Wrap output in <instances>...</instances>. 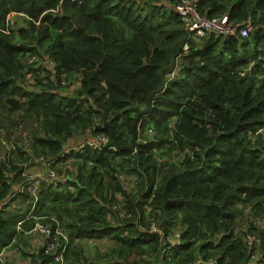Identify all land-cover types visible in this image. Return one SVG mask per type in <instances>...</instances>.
<instances>
[{
  "label": "trees",
  "instance_id": "16d2710c",
  "mask_svg": "<svg viewBox=\"0 0 264 264\" xmlns=\"http://www.w3.org/2000/svg\"><path fill=\"white\" fill-rule=\"evenodd\" d=\"M179 1L0 0V111L22 130L31 116L43 133L33 134L34 143L48 158L77 142L79 133L80 140L110 138L100 150L84 148L58 158L80 164L74 174L60 171L62 179L39 185L34 215L54 216L64 225L65 264H183L209 258L264 264V228L249 222L238 230L246 214L264 216V132L256 133L264 129V0H202V14L251 20L252 30L244 38L211 36L201 43L188 39L175 11ZM11 13L28 18L6 33ZM32 56L47 64L37 66ZM49 59L58 71L55 78ZM63 81L68 87L79 81L68 91L76 97L58 95ZM157 90L150 111L139 115ZM138 115L141 140L131 152L125 148ZM115 137L118 145L112 148ZM30 159L20 144L0 158V205L9 202L0 210V254L31 229L28 221L24 231H16L32 205L33 197L17 189ZM120 174L137 176V190L126 191ZM119 194L132 217L122 219L113 209ZM151 224L163 234L151 231ZM179 229L171 260L159 259ZM247 231L261 238L256 261L243 241ZM104 239L114 243L115 258L107 256L109 248L98 247ZM39 255L42 264L52 263V255L43 250ZM0 264H6L3 255Z\"/></svg>",
  "mask_w": 264,
  "mask_h": 264
},
{
  "label": "built area",
  "instance_id": "2783aa9c",
  "mask_svg": "<svg viewBox=\"0 0 264 264\" xmlns=\"http://www.w3.org/2000/svg\"><path fill=\"white\" fill-rule=\"evenodd\" d=\"M202 0H180L176 6L175 11L180 16L181 21L185 27V30L188 34V39L191 41H203L209 39L211 36H222L227 37L230 35H238L242 38L247 37L252 30L251 20L246 22H234L230 19L229 14L224 13L214 17H208L205 14H202L199 6ZM27 16L24 14L11 13L6 18V28L5 32L9 33L10 30L16 29V24L18 22L17 18ZM190 43H185L183 47V53L189 50ZM182 57L179 56L178 60ZM30 62L35 63L37 66L42 67L47 64V60H41L39 56H32ZM50 66L52 67L51 77L55 78L58 75L55 62L51 59L48 60ZM175 71L171 72L169 75L172 78ZM45 77V76H42ZM44 78V82H46ZM65 81L62 82V85H67ZM77 84L75 81L74 85L69 87L70 90L74 88ZM19 130L22 132V126L19 125ZM264 129L260 128L256 133H263ZM14 132L9 131L5 127H0V148L5 151V155L1 158L5 160L6 157L10 156L14 152H17L18 143L14 140ZM148 135L154 136L152 131L147 132ZM17 139H20L18 137ZM138 136V142H140ZM110 142V138L106 134H99L95 137L89 136L88 138L75 142L68 145L63 149V151L56 158H48L46 155L42 154L38 158L30 159L29 164L35 162L36 164H41L43 166V173L32 174L28 171L24 172L23 175L26 176L25 181L17 186V189L21 193H29L32 199V205L29 213L24 219H21L16 224V231H24V224L28 221H32L31 229L27 232L29 234L37 235L42 241V250L44 254L52 255L53 261L55 264H65V252L69 244V237L65 231L64 225L61 221H58L54 216H35L34 209L37 203V193L39 185L41 182H56L63 178L60 175L61 166L60 164L63 160L59 161L58 158H64L69 154H76L83 151L84 148H91L93 150H100L103 147L107 146ZM114 148V146H111ZM25 148V147H24ZM26 150V148H25ZM28 150V148H27ZM199 150V148H196ZM193 155V153H191ZM179 157V156H177ZM121 184L123 188L129 193L137 190L140 180L137 176L132 175L129 177L127 174H120ZM15 196V195H14ZM8 201V200H7ZM6 200L1 203V208L8 204ZM124 197L122 194L118 195V203L113 206V209L118 213L119 217L122 219L130 218L133 215L124 205ZM11 204V203H10ZM134 217L138 220L141 218L140 212H138ZM264 228V226H262ZM150 230L159 234H163L162 231L156 226V224L150 225ZM181 235V229L175 232L170 238V244H164L159 253V259H162L164 256L168 257V260H171V249L172 246L178 242ZM243 241L248 251L251 261H256L259 258V246L261 243V238L258 233L255 232H245L243 236ZM6 248H14L16 251L23 249V246L17 242V239L14 238L6 246ZM4 254V250L1 252V256ZM165 262H158V264H164ZM183 264H225V262H218L214 258H209L207 261L202 262L197 260L196 262H188Z\"/></svg>",
  "mask_w": 264,
  "mask_h": 264
},
{
  "label": "rangeland",
  "instance_id": "374dc122",
  "mask_svg": "<svg viewBox=\"0 0 264 264\" xmlns=\"http://www.w3.org/2000/svg\"><path fill=\"white\" fill-rule=\"evenodd\" d=\"M25 18H28V17L22 16V17L17 18V20H18V22L16 24L17 29L24 25V22H25L24 19ZM197 43H201V41H198ZM76 82H77V84L79 83V81H76ZM31 85H32V83H31ZM69 90L70 89L67 85H60L59 88L57 89V92H58V95L61 97H68V98L76 97V93H72V92L70 93V92H68ZM8 118H9V116L6 113H3L0 111V127H5L6 129H8L10 131H14V133H13L15 135L14 140L18 144L25 147L26 150L28 148L32 159H35L38 156H41L42 153L40 152L38 147L35 145L32 136H33V134H36L35 136H37L38 134L42 135L43 133L41 132V130L39 128H36V126H35L36 123L34 122V119L31 116H27V118L30 121H27V120L23 121V124H24L26 129L22 130V132H21L19 130V126L16 127L17 124L14 122V120H9ZM17 121H20V120H17ZM38 127H39V125H38ZM36 130H38V132H36ZM18 137H20V139H17ZM83 137H84L83 134L79 133L77 135V138H75L73 140L78 142V140L81 141L80 139H82ZM73 143H75V142H73ZM4 155H5V151L0 148V158H2ZM79 164H80V162H77V161L62 162L60 164L61 174H63V175H64V173L74 174L73 169L78 168ZM34 167L35 168H34L33 174H37L39 172L43 173L44 169H43V166L41 164L35 163ZM32 168L33 167L30 166L29 162H28L26 171L31 170ZM128 175H129V177L132 176L130 174H128ZM19 201L20 200L16 199L15 201L11 202V204L12 205H18ZM239 221L240 222L238 223V230L240 232L245 230V225L249 222H251L255 227H258V228L264 226V216H258V215L254 216V215L246 214V216L241 218ZM213 240H215V239H213ZM98 247L101 248L102 250H106L107 248H109V251L107 252V256L110 258H115L117 256V254L114 253V251H113L115 245L110 240L104 239V240L98 241ZM12 251H11L12 254H17V255L11 259L9 258V256H5L3 254V256L6 257V264H24L23 262H27L26 261L27 255L24 251L16 252V253H13ZM26 252L29 253V251H26ZM147 259H149V258H147ZM28 262H31V261H28ZM51 264H54V263H51Z\"/></svg>",
  "mask_w": 264,
  "mask_h": 264
},
{
  "label": "crops",
  "instance_id": "0c3cea01",
  "mask_svg": "<svg viewBox=\"0 0 264 264\" xmlns=\"http://www.w3.org/2000/svg\"><path fill=\"white\" fill-rule=\"evenodd\" d=\"M34 168L35 167H33L28 172L33 174ZM39 173H42V172H39ZM39 173H37V174H39ZM13 207H15V205H13ZM85 242L86 241H78V244L81 246V245H84ZM19 244H21L23 246L25 251H29V253L26 252V255H27L26 261L27 262H23L24 264H42V262L39 258V256H40L39 253H40V251H42V241L37 235L29 234V233H23L20 236V243ZM11 251L13 253L17 252L14 248H5L4 249V255L9 256L10 259L15 257L17 254H12ZM28 261H31V262H28ZM52 263H54L53 260H52ZM46 264H51V263H46Z\"/></svg>",
  "mask_w": 264,
  "mask_h": 264
},
{
  "label": "water",
  "instance_id": "95a60500",
  "mask_svg": "<svg viewBox=\"0 0 264 264\" xmlns=\"http://www.w3.org/2000/svg\"><path fill=\"white\" fill-rule=\"evenodd\" d=\"M174 66H175V61H172L171 65L167 68L170 73L173 72ZM163 88H164V84H163V86H161L160 90H162ZM160 90L153 92L149 96L146 109L140 110L139 115H141V114L145 115L150 111V109L152 107V103H153V98L156 94L159 93ZM139 115L135 118V121H134L133 126H132V132H133L132 141H131L130 145L125 148L126 150H129L131 152H134L136 147L139 144L138 134L136 132V120L138 119ZM117 145H118V142H117V138L115 137L114 140L112 141V146H117ZM164 218H165V216H164Z\"/></svg>",
  "mask_w": 264,
  "mask_h": 264
}]
</instances>
